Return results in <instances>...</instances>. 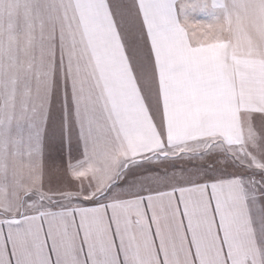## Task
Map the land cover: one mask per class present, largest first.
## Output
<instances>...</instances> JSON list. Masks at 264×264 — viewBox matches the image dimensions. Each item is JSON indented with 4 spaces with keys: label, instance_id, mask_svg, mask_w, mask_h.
<instances>
[{
    "label": "snow or ice",
    "instance_id": "1",
    "mask_svg": "<svg viewBox=\"0 0 264 264\" xmlns=\"http://www.w3.org/2000/svg\"><path fill=\"white\" fill-rule=\"evenodd\" d=\"M0 264H264V0H0Z\"/></svg>",
    "mask_w": 264,
    "mask_h": 264
}]
</instances>
